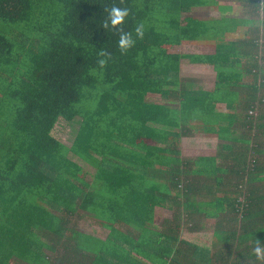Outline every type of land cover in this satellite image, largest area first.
Wrapping results in <instances>:
<instances>
[{"label":"trees","instance_id":"16d2710c","mask_svg":"<svg viewBox=\"0 0 264 264\" xmlns=\"http://www.w3.org/2000/svg\"><path fill=\"white\" fill-rule=\"evenodd\" d=\"M245 1L263 26L264 0ZM112 6L129 15L117 29H102ZM196 6L231 9L221 0H0V264H264L252 253L257 237L264 242V193L255 185L264 180L257 155L264 150L254 145L264 142V55H253L263 29H245L256 37L240 54L233 37L248 20L182 16ZM120 28L135 41L124 54ZM202 39L217 41L214 53L173 50ZM101 48L111 53L103 68ZM242 54L252 59L253 76L242 108L261 111L218 113V103L239 106L233 84ZM184 58L213 65V91L186 86ZM77 119L69 145L51 135L59 120ZM191 129L215 135L228 150L240 145L252 153L251 166L241 154L228 165L183 162L179 139ZM157 206L174 210L158 227ZM82 212L107 229L104 238L69 225ZM200 215L215 218L212 244L179 237Z\"/></svg>","mask_w":264,"mask_h":264},{"label":"rangeland","instance_id":"374dc122","mask_svg":"<svg viewBox=\"0 0 264 264\" xmlns=\"http://www.w3.org/2000/svg\"><path fill=\"white\" fill-rule=\"evenodd\" d=\"M221 2L223 4L231 6V10H230L231 12L228 14H231L230 16L232 18H234V19L249 18L252 20V24H250V27H248V28L253 29L255 27L258 28L260 26L261 30H262L263 26L261 23V18H257V17H255L254 14H252L253 11L250 9V6H249L250 4H247V2H244V0H221ZM248 6H249V8H248ZM189 15L190 16L197 15V16H203V17L215 16L214 13H211V12L208 13L206 10H204L201 14L194 12V13H189ZM251 15H254V17ZM250 29H248V30H250ZM243 33H244V31L241 30V33L236 34L235 38L233 37V39L237 40L240 38H245L244 35H242ZM202 40H204V39H202ZM202 40H198V42H202ZM204 41L208 42L209 40H204ZM257 43H258V46H256V48L253 52V55H256L257 57H261V56H263L262 53H264V31L257 38ZM262 50H263V52H262ZM244 61L248 63L251 60L245 59ZM189 67L190 66H187L183 70L187 71L189 69ZM204 69L205 68H203V70ZM208 69L210 71V67H208ZM183 70L181 72V75L183 77L182 76L181 77L179 76V77H180V79H182L183 82H185V81H187V79H189V76L186 75L183 72ZM190 71L191 72L195 71V68H192ZM209 74H210V72H209ZM209 74H208V72L200 71V73H199L200 79L202 81L206 82V77ZM242 76L240 78H238V81L242 78ZM247 78L250 79V77H245L246 80H247ZM210 80L212 81V78H210ZM236 89L239 91V94L241 96L240 101L243 102V98H244L245 94L241 91L242 87H236ZM155 103H163V100L160 101L159 99H157ZM218 108L221 111L225 110V108H223L222 106H218ZM236 113L237 114L239 113L242 115L245 112H244V110L243 111L238 110V111H236ZM258 113H259V110H256L253 115H256ZM79 123H80L79 119H77L73 122H66L64 120H59L56 123V125L54 126V128L51 132L52 133L51 135L54 136L55 138H57L58 140H60L61 142L69 145L71 143V141L73 140L75 134H76ZM200 133L201 132L198 130L191 129L189 131V133L186 131L185 134H187V135H185V136L183 135L180 137L179 144H178V150L180 152V159H182L183 162L185 160H188L190 157H192L196 154H208V153H213V151H216V150L219 151L218 146L221 145V141L217 140L216 136L207 135V134L202 135ZM235 133H236V136L237 135L239 136V134H240V132H238V131H236ZM194 135H196V136H194ZM183 139H185V140L183 141ZM182 141H183V143L186 142V144L183 145ZM232 150H236L242 156L245 155L246 165L249 167L251 166L250 164L249 165L247 164V161H248L249 157H252V153L248 152L247 154H245L243 152V149L240 147V145H235ZM69 157L72 160L76 161L78 164H80L82 167H84L88 172H93V166H91L86 160H83V159H81L75 155H72V154H69ZM194 158H195V156H194ZM196 158H197V161L198 160H205V159H212L213 164L215 162V157L213 155H211L210 157H207V158H205L203 155H197ZM260 158L262 160H264L263 155H261ZM223 160H224L223 157H218L219 165H225ZM259 184L262 185V190L264 192V181L259 182ZM239 185L241 186V189H244V184L240 183L239 181H236V188L237 189H239ZM241 193L244 194L245 191L242 190ZM243 199L244 198L242 195H240L238 197L239 201H242ZM171 215H172L171 210L164 209L163 207L157 206L154 208V222L152 224L155 225L156 227H158L159 224H161V222H163L165 219H170ZM90 217H91L90 215L85 214V213H83L81 216L75 215L74 217L71 218L69 225L81 233L90 234V235L95 236V237L100 238V239L104 238L106 235L107 229H105L101 225L97 224V221L94 220L93 218H90ZM201 224L204 226V229H206V230L202 231V232H205V237L201 238L200 241L204 244H208V245L212 244V242H211L212 235L209 232L211 230L210 227H212V229H213V226L215 225V218H213V219L203 218V222H201ZM189 227H190L189 223H186L185 225L183 224L181 226V230H185V231L189 232ZM194 236H195V234H188V236H184V238L185 239H194ZM41 239H43V236L41 237ZM198 239H200V238L197 236V240ZM216 247L219 248V245H216ZM212 251H214V247H213ZM237 251H239V248L236 249V252ZM45 252H46V254H48V257H50L51 259L54 258L56 255L54 252H48V251H45ZM236 252L234 251V254H233L234 257H236V255H237ZM228 260H232V259L228 258ZM21 264H24V263H21Z\"/></svg>","mask_w":264,"mask_h":264},{"label":"crops","instance_id":"0c3cea01","mask_svg":"<svg viewBox=\"0 0 264 264\" xmlns=\"http://www.w3.org/2000/svg\"><path fill=\"white\" fill-rule=\"evenodd\" d=\"M244 2H246V1L244 0ZM204 10H206L208 13L209 12L214 13L215 16H212V17H210V16L203 17V16H197V15H193V16H190L189 15V13H194V12L201 14ZM230 12L231 11H225V12H222L221 13V12H219L216 9H213V8L209 9L208 6H206V8H205V6H196V8H192L190 11H188L186 13H183L182 16L183 17H191V18H199V19H212V20L213 19H217L218 20V19H220L222 17H225L227 19H234V18H232L230 16L231 14H228ZM251 16L254 17V15H251ZM238 20H243V21L248 20V22H247L246 26L242 29L244 31V33H245V34L243 33L242 35H245V38L246 39L245 38L237 39V43L241 45L237 49V52H240V54H241V52L242 53H248V51H249L248 48L247 47H243L242 44H244L245 42H246V44L250 43L251 40L256 37V33H254V32H252V33L251 32H246V30H245L247 27H250V24H252V20L251 19H249V18H246L245 19L244 18V19H238ZM262 29L264 31V25H263V28ZM236 33L237 34L241 33V30L236 31ZM248 38H251V39L247 40ZM257 38H256V40H257ZM206 40H209V41L207 42V41L202 40V42L195 41L194 43L176 45V46L173 47L174 48L173 50L175 52L182 53V54H184V53H195V54H209V53H214V47H215L217 41L214 40V39H206ZM225 40H228V38H226ZM262 52H263V50H262ZM262 55H264V53H262ZM239 56H240L239 64L235 65L234 68L236 70H238L239 72H242V75L243 76L238 81L237 84H233V85H235L234 93H236V98H237V94H238V98H237L236 101L239 104V106L235 110L225 109L224 111H221V110H219L218 106H222L223 108H225V107H224L223 104L218 103V104H216V112H218V113L234 114L238 110H242V111L244 110L242 108V105H243L244 102H241L240 101L241 100V96L239 94V91L236 89V87H240L242 85L243 88L241 89V91L244 94L247 95L248 89H249L248 86H250V84H252V82H253V76L249 72H247V70L249 69V63L252 61V59L248 55L246 56V55H243L242 54V55H239ZM245 59H250L251 61L247 63V62L244 61ZM187 66H190L189 69L187 71L186 70H183ZM208 67H210V71H209ZM192 68H195V71L191 72L190 70ZM203 68H205V69L203 70ZM182 70H183V72L186 75L189 76V79L186 78L187 81H185L184 83H186L187 84L186 86H188L192 90L196 91L197 89H202V90H206V91H213L215 89V87H216V82H215V69H214L213 65L203 64V63H191L187 58H184V59H182L180 61V73H179V76L180 77L182 76L181 75ZM200 71L208 72V74L210 72V74L207 75V77H206V82L205 81H202L200 79V76H199ZM245 77H250V79L247 78V80H246ZM210 78H212V81L210 80ZM244 85H246V86L244 87ZM261 110H264V107H262ZM244 112H246V110H244ZM243 114H245V113H243ZM261 118H263V117H261ZM190 124L191 125H193V124L196 125L197 123H192L191 122ZM200 134L205 135V133H200ZM207 135H211V134H207ZM194 136H196V135H194ZM262 138L263 137L255 140V142H254V145L257 146V148H258L259 151H262V149L264 150V146H263V143L264 142H262L263 141ZM184 140L185 139H183V141ZM183 141H182V144L185 145L186 142L183 143ZM223 144H224V142L221 141V145L218 146L219 151L216 150V151H213V153H208V154H196V155H194L195 158H194V156H192L189 159H190V161L191 160H195V159H197L196 158L197 155H203L205 158L210 157L211 155H213L215 157V162H216L217 165L219 164L218 163V157H223L224 164L225 165H228V164H232L234 162L237 163V158L240 159V160H242L244 158V157H240L241 155L236 150H232V149L231 150H228L225 147H222ZM261 154L264 156V151H262ZM257 155H258V164H260L261 166L264 167V160H262L260 158V156H261L260 154H257ZM184 178L186 180H188L190 178L191 179L190 182H191L192 186H194V184L196 182V177H193L191 175V173H188L185 170V175H184L183 179ZM255 185H259V188L261 189V192L264 193L263 190H262V185H260L257 182H255ZM199 190L200 189H198L196 191L199 192ZM215 196H219L218 193H216ZM163 208L164 209L171 210L172 211V214L174 212L173 209H170L168 207H163ZM175 212H176V209H175ZM177 213H179V215H178L179 217L182 216L180 214L181 212L177 211ZM200 216L201 217L197 216V218L199 219L198 220V223H195L194 226H192L191 228H189V232L180 229V231H179V237L180 238L185 239L184 236H188V234H195L194 239H187V240H189L191 242H194V243H197V244H203L200 240H201V238L205 237V232H202V231L203 230H206V229H204V226L201 224V222H203V215H200ZM171 217H172V215H171ZM171 217H170V219H171ZM197 218H194V219H197ZM210 219H213V218H210ZM182 222H183V219H182ZM210 229L211 230H210L209 233L212 235L213 234V229H212V227H210ZM197 236L200 239L197 240ZM204 245H208V244H204ZM215 248H217V247H215Z\"/></svg>","mask_w":264,"mask_h":264},{"label":"clouds","instance_id":"9594fccd","mask_svg":"<svg viewBox=\"0 0 264 264\" xmlns=\"http://www.w3.org/2000/svg\"><path fill=\"white\" fill-rule=\"evenodd\" d=\"M105 11L108 13L107 19L102 20L100 23V27L105 30L117 29V26L124 24L125 18L129 15L127 8H120L117 6L106 8ZM118 31L120 32V35L117 42V47L119 48L120 52L124 54L134 46L135 41L132 39L131 32H125L122 28L118 29ZM135 34L138 39L143 38L144 33L142 24L136 26ZM98 57L100 58L97 60V63L101 68H103L107 63V59L111 57V53L101 48L98 51ZM252 253L258 261L264 262V242H262L259 237H257L254 241Z\"/></svg>","mask_w":264,"mask_h":264},{"label":"built area","instance_id":"2783aa9c","mask_svg":"<svg viewBox=\"0 0 264 264\" xmlns=\"http://www.w3.org/2000/svg\"><path fill=\"white\" fill-rule=\"evenodd\" d=\"M248 114L251 115V116H254V115H253V114H254L253 111H249Z\"/></svg>","mask_w":264,"mask_h":264}]
</instances>
